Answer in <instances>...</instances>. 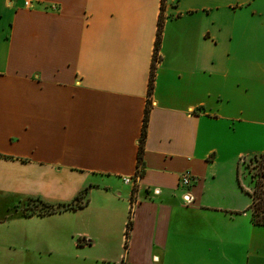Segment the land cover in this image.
<instances>
[{"label":"crops","instance_id":"crops-1","mask_svg":"<svg viewBox=\"0 0 264 264\" xmlns=\"http://www.w3.org/2000/svg\"><path fill=\"white\" fill-rule=\"evenodd\" d=\"M263 152L264 0H0V188L54 187V264H264Z\"/></svg>","mask_w":264,"mask_h":264},{"label":"rangeland","instance_id":"rangeland-1","mask_svg":"<svg viewBox=\"0 0 264 264\" xmlns=\"http://www.w3.org/2000/svg\"><path fill=\"white\" fill-rule=\"evenodd\" d=\"M255 161L254 156L243 158L241 161V177L247 186H250V172L254 171ZM2 188H0V264H54V215L31 219L24 217V214H45L50 208L54 209V187L44 183L40 188L30 184H23V188L17 190ZM35 189L41 198L33 203H26L29 197L33 196ZM96 193L104 195V192ZM37 243L40 244L38 249L31 252L27 249L36 248Z\"/></svg>","mask_w":264,"mask_h":264},{"label":"trees","instance_id":"trees-1","mask_svg":"<svg viewBox=\"0 0 264 264\" xmlns=\"http://www.w3.org/2000/svg\"><path fill=\"white\" fill-rule=\"evenodd\" d=\"M166 0H162V10L164 9ZM162 26L163 21L162 19L159 22V29H158V35H157V41H156V49H155V56H154V67L158 61V51H159V45L161 41V35H162ZM154 84V73H152L150 85H149V93L151 94ZM149 114H150V107L149 105L146 108L145 117H144V124H143V130H142V136L140 140V150L138 155V165L139 169L143 167V155H144V143L147 136V127L149 122ZM256 163L254 166V171L250 172V191H247L242 185V189L247 191L251 198H252V205H251V212H252V223L256 226H263L264 227V152L255 155ZM142 173L141 171L139 172ZM49 207V206H47ZM54 209L50 208V211H46L45 214H38V215H47L54 213ZM128 228L126 232V246L128 245V239L130 237V231L132 229V221L131 219L128 221Z\"/></svg>","mask_w":264,"mask_h":264},{"label":"built area","instance_id":"built-area-1","mask_svg":"<svg viewBox=\"0 0 264 264\" xmlns=\"http://www.w3.org/2000/svg\"><path fill=\"white\" fill-rule=\"evenodd\" d=\"M34 0H25V6L26 7H30L31 6V3L33 2ZM138 177H134V178H126L124 179L125 183L127 184H133V185H136V182L138 181ZM194 181V177L193 175L190 173V172H185L181 175L180 177V185L183 186L184 188H189L192 183ZM193 200V197L191 196H188V201H191Z\"/></svg>","mask_w":264,"mask_h":264}]
</instances>
